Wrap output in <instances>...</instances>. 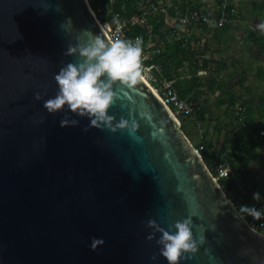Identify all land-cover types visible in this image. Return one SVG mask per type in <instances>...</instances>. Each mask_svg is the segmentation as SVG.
Here are the masks:
<instances>
[{"label": "water", "instance_id": "1", "mask_svg": "<svg viewBox=\"0 0 264 264\" xmlns=\"http://www.w3.org/2000/svg\"><path fill=\"white\" fill-rule=\"evenodd\" d=\"M105 29L88 0H0V264H169L147 222L188 217L205 242L178 264H264V234L145 76L113 85L108 115L123 129L44 108L60 69L80 60L69 45L112 40Z\"/></svg>", "mask_w": 264, "mask_h": 264}, {"label": "crops", "instance_id": "2", "mask_svg": "<svg viewBox=\"0 0 264 264\" xmlns=\"http://www.w3.org/2000/svg\"><path fill=\"white\" fill-rule=\"evenodd\" d=\"M153 1L169 2L168 11L151 12L148 17L162 19L169 40H190L196 52L195 61L187 62L182 72L188 80H200L201 86L192 95H198V118L202 121L190 119L188 124L193 127L187 128L188 132L193 129L200 139L197 143L203 138L218 151L225 145L224 158L235 159L239 140L246 142L251 135L264 131V28L260 27L264 25V0H232L238 17L226 28L211 32L202 25H183L180 19L190 11L214 16L223 0ZM257 152L253 159L236 164L233 173L246 179L242 183L253 181L247 185L248 191L242 186L239 189L252 199L254 193H260L261 199L254 201L264 206V146Z\"/></svg>", "mask_w": 264, "mask_h": 264}, {"label": "clouds", "instance_id": "3", "mask_svg": "<svg viewBox=\"0 0 264 264\" xmlns=\"http://www.w3.org/2000/svg\"><path fill=\"white\" fill-rule=\"evenodd\" d=\"M113 22L119 23L115 18ZM260 27L264 28V25ZM79 41L81 42L76 46L69 45L65 53L69 56L78 53L79 62L68 63L60 69L59 74L55 76L59 91L54 98L45 101L44 108L48 113L55 114L67 105L72 113L80 117L87 116L91 121V127L104 126L112 131H116L117 128H126L128 121L123 118L113 126L115 117L108 115V112L116 99V93L113 91L115 83L119 82L120 85L133 89L145 78L141 38L137 37L135 41L119 38L106 41L101 35L92 34L89 39ZM102 77H106V81ZM35 99L40 100V94H37ZM69 124L74 126L78 124V121L67 118L61 121L62 127ZM133 127H135L134 123ZM260 199V193L253 194V200L259 201ZM240 211L254 220L264 218V212L254 206L241 205ZM247 221L249 222L248 219ZM192 225V219L188 217L176 221L169 225L168 230H165L155 220H149L147 226L152 228L153 232L147 239L152 240L157 232L161 233L159 239L156 240L160 246V255L165 257L169 264H178L183 254L196 253L198 245L205 242L204 236H201L198 241L194 238ZM98 243L102 241L94 239L93 249ZM152 259L155 260L156 257L153 256Z\"/></svg>", "mask_w": 264, "mask_h": 264}, {"label": "trees", "instance_id": "4", "mask_svg": "<svg viewBox=\"0 0 264 264\" xmlns=\"http://www.w3.org/2000/svg\"><path fill=\"white\" fill-rule=\"evenodd\" d=\"M89 1L92 9L103 24L113 22L114 18H118L122 21L126 19L129 20L133 16L141 15L144 7L149 8L147 0H114L113 2L109 0ZM228 9H231V7L229 6ZM164 27L165 23L162 19L156 21V19L148 17V24L145 27L129 24L126 27L125 38L123 40H132L137 37L141 38L143 53L148 56L147 59H143L142 57L143 66L147 68L152 67V73L154 76V78L150 79V83L154 87L171 83V87L173 89L175 88V92L178 90V92H176L177 95L182 100L192 104L195 110L193 116L190 118L184 116L179 117L184 130L190 119H196L197 122L202 121L198 118L200 113V108L197 102L198 95H192L194 89H198L201 86L200 80L198 78L188 80L185 73L182 72L187 62L192 63L195 61L196 52L193 50L190 40H169L167 38L169 35L168 31L165 32L163 30ZM211 31L215 30H210V32ZM155 37L159 39L158 42H155ZM152 43L155 44L151 46ZM183 77L184 79H182ZM242 124L244 128L248 129V124H245L243 120ZM194 145L196 149L200 150L204 161L215 177L218 176V168L220 165L224 164L231 169L232 175L228 178L219 179V183L227 196L235 202L239 211L241 205H247L250 207L254 206L258 210H264L263 205L256 203L257 201L255 202L247 192H241L239 189L240 186H242L244 191H248L247 185L252 184L253 181L247 180V182L242 183L246 179L242 177V179H239L234 175L235 173H233L236 164L239 165L240 163H245L248 159H253L258 156L257 149L264 146V134H262V132H258L256 136L251 135L246 142L242 143V141L239 140L234 150L238 155L234 156L235 159L232 157H229L228 160L227 158H224V154L227 152L225 145H223L218 151L213 144H210L203 138L199 143ZM241 214L248 220L252 218L245 213L241 212Z\"/></svg>", "mask_w": 264, "mask_h": 264}, {"label": "built area", "instance_id": "5", "mask_svg": "<svg viewBox=\"0 0 264 264\" xmlns=\"http://www.w3.org/2000/svg\"><path fill=\"white\" fill-rule=\"evenodd\" d=\"M109 1L113 2L114 0ZM147 2L149 4V8L144 7V10L141 15H136L131 17L129 20L126 19L123 21L116 18L118 19L119 23L112 22L113 25L111 30L106 24H103V26L106 28L105 30L107 31L112 40L117 38L124 39L125 30L129 24L142 27L147 26L148 16L151 12H160L161 14H165L168 11L169 2L167 1L155 2L153 0H148ZM229 6L231 7V9H228ZM237 17L238 7L235 5V3H233L232 0H223V2L217 7L216 14L214 16H207L201 11H190L188 14L182 17L180 21L183 25L186 26L202 25L210 30H216L228 26ZM135 40L136 39H132L131 41ZM147 58L148 56L144 54L143 59ZM147 69L151 70L152 67ZM153 88L158 92V94L162 97L165 103L172 109V111L178 118L181 116L190 118L195 113L192 104L188 103L185 100H182L177 95L175 90L171 87V83H167L162 86L159 85L158 87ZM262 134H264V131H262ZM198 152H200V150H198ZM230 175H232V173L231 169L228 166H225L224 164L219 166L217 180L221 178H228L230 177ZM259 211L264 212L263 209H260ZM249 224L253 229L260 231L264 234V218H262L261 220H254L253 218H251L249 220Z\"/></svg>", "mask_w": 264, "mask_h": 264}, {"label": "rangeland", "instance_id": "6", "mask_svg": "<svg viewBox=\"0 0 264 264\" xmlns=\"http://www.w3.org/2000/svg\"><path fill=\"white\" fill-rule=\"evenodd\" d=\"M106 25L111 30L112 25H113L112 22L106 23ZM143 73H144V76L147 78V80L149 82H150V79L154 78L153 73H152V69L149 70V69H147L146 67L143 66ZM191 127H193L192 124H187V126L184 128V130L186 131V134L188 135V137L190 138V140L192 141V143L197 144L198 140H200V139H198V134L195 133L193 129H192V131L190 130L191 134L188 132V129L187 128H191ZM202 133H203V130H200V136L202 135Z\"/></svg>", "mask_w": 264, "mask_h": 264}]
</instances>
